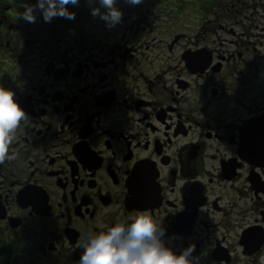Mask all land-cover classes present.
<instances>
[{"label": "flooded vegetation", "instance_id": "af4514ba", "mask_svg": "<svg viewBox=\"0 0 264 264\" xmlns=\"http://www.w3.org/2000/svg\"><path fill=\"white\" fill-rule=\"evenodd\" d=\"M22 2L0 0V86L27 116L0 162V264H77L83 233L140 213L199 264H261L255 0H116L112 26L95 0L48 22Z\"/></svg>", "mask_w": 264, "mask_h": 264}, {"label": "clouds", "instance_id": "9594fccd", "mask_svg": "<svg viewBox=\"0 0 264 264\" xmlns=\"http://www.w3.org/2000/svg\"><path fill=\"white\" fill-rule=\"evenodd\" d=\"M99 7H92L91 14L99 15L108 26L118 23L122 11L115 7L116 0H95ZM141 0H128L139 4ZM79 0H35L34 4L22 2L23 11L17 17L28 22L36 19V9L48 22L54 16L74 17L66 5L78 4ZM101 8L104 11H101ZM27 118L25 111L14 99L11 89L0 86V162L13 160L15 153L8 148L15 139L16 130ZM181 206L178 211H181ZM166 229L150 214L140 213L131 221H118L102 231L88 230L80 237L83 249L77 264H199V256H193L196 245L189 244L176 252L164 240ZM201 255H207L202 252Z\"/></svg>", "mask_w": 264, "mask_h": 264}, {"label": "rangeland", "instance_id": "374dc122", "mask_svg": "<svg viewBox=\"0 0 264 264\" xmlns=\"http://www.w3.org/2000/svg\"><path fill=\"white\" fill-rule=\"evenodd\" d=\"M255 2H256L257 7H258V9H257L258 13L263 14V12H264V0H255ZM260 6H262V7H260ZM185 34L189 35V31H187V33L185 32ZM243 261H246V260H243ZM261 264H264V258L261 260Z\"/></svg>", "mask_w": 264, "mask_h": 264}, {"label": "water", "instance_id": "95a60500", "mask_svg": "<svg viewBox=\"0 0 264 264\" xmlns=\"http://www.w3.org/2000/svg\"><path fill=\"white\" fill-rule=\"evenodd\" d=\"M257 247H254L253 250H255Z\"/></svg>", "mask_w": 264, "mask_h": 264}]
</instances>
